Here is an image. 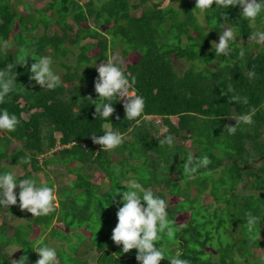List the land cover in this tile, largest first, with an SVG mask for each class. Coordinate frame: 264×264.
I'll use <instances>...</instances> for the list:
<instances>
[{"label": "trees", "instance_id": "trees-1", "mask_svg": "<svg viewBox=\"0 0 264 264\" xmlns=\"http://www.w3.org/2000/svg\"><path fill=\"white\" fill-rule=\"evenodd\" d=\"M17 1L25 3L21 13L12 7L11 0H0V70L7 77L16 74V85L0 108L15 114L19 120L15 131L0 130V172L13 171L18 181L32 178L38 184L56 187L59 206L44 216L28 213L20 224H0V236L5 237L0 247L20 246L14 260L27 256L26 264H35L39 258L34 249L41 246L40 241L57 249L60 264H92L83 259V251L94 247L99 255L95 264H139L135 259L136 249L123 253L122 245L111 239L120 198H111L109 192L103 191L93 181L96 174L101 173L108 180L110 189L116 186L125 191L123 180L135 178L145 188L155 189L161 198L164 195L159 190L166 189L185 199L192 194L196 198L213 187L214 171L221 168L222 173H231L228 179L234 185L231 192L234 200L221 201L220 198L229 197L209 191L213 199L209 204H202L210 214L203 219L204 225H214L211 229L216 231L227 223L233 228L238 217H243L245 225L248 222L255 226L258 238L253 253L256 255L264 246V166H243L264 157V44L254 38L253 24L241 18L242 9L239 6L223 9L213 4L206 13V21L200 23L198 9L192 8L195 0L193 4L182 0L181 10L160 2L161 6L156 0H140L146 3L143 8L130 0H110L102 5L93 0L85 5L82 0H51L40 9L29 1ZM91 18L95 26L89 24ZM16 20L18 31L14 32ZM52 23L55 27L49 34ZM255 24L264 28V11ZM230 26L237 29L236 38L243 36L246 43L238 46L234 41L226 56L216 55L212 42L218 43L219 32ZM8 42L16 44L10 52L4 47ZM17 46L22 47L21 51ZM72 46H78L77 58L75 63L68 64L64 59L72 52ZM119 47L123 58L119 66L129 79L135 77L133 87L145 98V109L137 124L127 119L123 98H114L111 102L116 111L106 126L96 114V106L109 102L98 100L94 90L96 67L105 63L110 52ZM41 56L52 58L54 70L58 67L64 70L58 73L61 82L54 89L40 88L29 79L31 64ZM25 59L27 62L23 64ZM176 61H184L188 67L178 69ZM250 71L255 72L254 78L249 77ZM250 110H255L254 122L240 123L234 133L230 132L228 126H236L233 116ZM154 117L161 118L163 127L152 122ZM109 130L121 132L123 142L116 149L104 151L101 145L93 143L91 135L99 136ZM128 132L130 135H126ZM169 135L173 137V144L161 143ZM179 135L182 138L190 135L196 145L195 155L189 154L177 141ZM18 141L22 147L17 146ZM201 147L202 156L198 155ZM189 157L194 166L204 157L210 163L187 175L186 181L190 177L195 181L189 192L181 187L175 194L177 182L171 183L174 182L171 173H181ZM26 158H30L28 163ZM72 162L80 165L70 167ZM53 165L67 168L64 175H73L74 183L62 179L61 173L55 183L47 172L48 169L55 172L50 168ZM39 175L46 179L39 180ZM244 176L251 179L244 186L252 191L249 194L237 189L239 182L246 181ZM186 181L181 182L186 185ZM14 191L18 194L19 188ZM69 204L77 208H69ZM227 210L231 213L229 218L223 215ZM4 211L7 215L21 216L19 201ZM167 211L177 231L179 226L170 215L171 208L167 207ZM57 215L66 231L54 227L55 224L50 228ZM93 218L102 222L98 234L85 229L83 234H72L76 227L85 223L90 226L87 221ZM190 220L191 215L187 223ZM6 226L12 234L6 235ZM183 226L180 231L186 232ZM206 234L207 237L205 232L190 230L187 240H182L178 233L168 240V235L161 233L156 242L165 254L161 264H169L178 253L189 264H237L234 259L237 254L230 245L219 253L217 260L213 258L214 247L206 246L210 230ZM51 238L55 241L51 242ZM176 240L183 242L182 250ZM197 243L201 250L189 251V246ZM201 251L209 255H201ZM12 261L6 256L0 257V264H12Z\"/></svg>", "mask_w": 264, "mask_h": 264}, {"label": "clouds", "instance_id": "clouds-1", "mask_svg": "<svg viewBox=\"0 0 264 264\" xmlns=\"http://www.w3.org/2000/svg\"><path fill=\"white\" fill-rule=\"evenodd\" d=\"M213 4L223 9L229 6H239L242 9L241 18L247 19L253 25L256 23V18L264 11V0H195V9H199L198 20L201 23L206 21V13ZM237 36V29L234 26L225 27L222 32H219L218 43L212 42L215 54L226 56ZM254 38L258 42H264V31L257 30L254 33ZM34 60L35 62L29 68L30 81H35L40 88H56L61 82V76L54 71L52 58L41 56ZM122 60V57L113 55L105 63L96 67L98 76L94 81V90L98 94V100L109 101L101 102L99 106H96V114L103 118L106 126L109 118L116 111L113 107L114 103L111 102L114 98H123V108L127 119L136 121L137 124L140 123L137 118L144 113L145 109V98L139 95L133 87L135 77L129 79L119 66ZM26 62L25 59L23 64ZM10 67L12 65H9ZM200 67L204 66L200 65ZM248 75L250 78H254L255 72L250 71ZM15 85L16 74L7 77L6 73L0 70V104L5 102V98L13 91ZM244 102L247 103L246 98ZM254 116L255 110L233 116L236 126H228L229 131L234 133L240 123L252 124ZM117 119H119L118 116ZM18 124L19 120L15 114L0 108V130L13 132ZM91 138L93 143L101 145L104 151L116 149L123 142V134L119 131L109 130L99 136L91 135ZM161 143L172 145L173 137L169 135ZM29 160L30 158H26L25 163H28ZM209 163L208 157H204L199 161V164L194 166L192 157H189L185 168L194 173L199 166H207ZM262 164L264 161L257 162V166ZM122 186L126 190L117 192L120 200L117 202L119 205L116 211L117 223L112 230L111 239L115 244L122 245L123 253L136 249L135 259L139 264H161L165 254L161 248L156 246V242L161 238V233H166L170 238L175 235L172 227L174 222L168 218V201L157 195L155 189L145 188L135 178H130ZM17 187L19 188L18 194L14 191ZM17 201H19L21 210H27L32 216L37 217L48 215L59 206L54 186L38 184L32 178L18 181L13 171L0 172V208L5 209L8 206L16 205ZM40 245L34 249L39 256L35 264H58L57 249L44 244L43 241H40ZM27 260V256H21L18 260H13L12 264H26ZM169 264H189V261L181 259L178 253L171 258Z\"/></svg>", "mask_w": 264, "mask_h": 264}, {"label": "rangeland", "instance_id": "rangeland-1", "mask_svg": "<svg viewBox=\"0 0 264 264\" xmlns=\"http://www.w3.org/2000/svg\"><path fill=\"white\" fill-rule=\"evenodd\" d=\"M11 1H12V7L15 10H17L19 13H21L22 9H24V7H23L25 5L24 1H17V0H11ZM25 1L31 2L32 6H34L36 9H40V8H44L46 6V4L48 2H50L51 0H25ZM88 1H90V0H82L81 3L83 5H85ZM93 1L96 4L102 5V4L108 3L110 0H93ZM130 1L132 3L133 2L140 3V5H142L141 8L146 6V3L140 2V0H130ZM181 1L182 0H164V2H163V0H156V3L160 4V2H161V4L163 6H167V5L171 4V5H174L177 9L181 10L182 9ZM190 3L193 4L194 1L190 0ZM192 8L194 11L196 10L194 7H192ZM83 9L86 12V8L83 7ZM133 11L135 12L134 8L131 9V12H133ZM198 11H199V9H198ZM36 15H38V14H36ZM198 21L201 23L200 20H198ZM89 24L95 26L94 18H91L89 20ZM14 26H15V28L13 30H14V32H17L18 31V21L17 20L14 22ZM54 27H55L54 23H52L50 25V29L48 32L49 34L53 32ZM253 27L255 29V32L257 30L264 31V28L261 26V24H254ZM41 28H42V25H40V29H38V31L41 32ZM105 38H107L108 41L111 42V39L109 37L105 36ZM80 43L82 44V41ZM235 43H236V45L240 46L241 44L246 43V39L243 36H240V37L236 38ZM262 43L264 44V42H262ZM4 47L7 49V51L10 52L14 49V47H16V44L14 42L13 43L8 42L5 44ZM21 48H22L21 46H17V49L20 51H21ZM71 48H72V52L68 55V58L64 59V61H66L68 64L75 63L76 58H77V53H78V46H72ZM23 50H24V47H23ZM88 50L90 52L91 49L88 48L87 52H88ZM19 53H21V52H19ZM113 55H118L121 57L122 48L119 47L115 51H111L109 58H111V56H113ZM175 65L180 70L186 69L188 67V63H185L184 61H176ZM54 71L57 74L58 73H64V70L60 69L59 67L55 68ZM175 120H176V118H174V121ZM152 122H154L155 125H157L158 127H163L159 117H154ZM126 135H130V133L128 132ZM57 144H59V143H57ZM185 144H186V147H188L191 144L190 149L192 150V152L194 151L195 148H193V147H195L196 145L194 144V142L192 140L190 142L189 141L187 142V140H186ZM17 146L22 147V143L20 141H18ZM56 149H58V148L56 147ZM198 150H199L198 155L202 156L204 153L203 147L199 148ZM216 155L218 157H221L220 153H216ZM223 155L224 154H222V156ZM261 161H264V157L259 159V162H261ZM230 163L231 162H229V164ZM79 165H80L79 162H72L70 164V167L74 168V167H77ZM262 165L264 166V164H262ZM262 165H259V167ZM254 166L258 167L257 163H254L252 161L243 167L248 168V167H254ZM50 168H53L54 171L56 172V173L55 172L53 173L52 169L47 170V172L49 173V177L52 180H54L55 183L57 182V179H60L57 177L58 174H60V173H61L60 177L62 179L70 180L72 183H74L73 175H70V174L64 175V172L66 174L67 168H65L63 165H53ZM190 173L191 172L185 168V165H184V168L181 171V173H179V172L177 173L178 176L176 175V173H171L170 178L174 181L171 183L177 182L176 185L174 186V189H177L178 191L176 190L177 192L175 194H177L180 191L181 187L186 192H189L191 186H195V181L191 177L189 178L188 181H186V178L188 177L187 175ZM209 173L210 172H208L207 174H209ZM228 174L231 175L230 172L222 173L221 168H218L216 171H214L213 187H210L209 190L205 192L206 194L204 192L201 194H198V197H196V198H194V194H192V195L186 197L185 199H181L180 196L169 193L166 189H163V190L160 189L159 191L163 193L165 200L168 201V207L171 208V214L170 215H172V217H174L175 224L177 226H179L177 231H176V226L174 224L172 225V227L174 229L175 234L178 233L179 236L182 238V240H187L190 237V230H192V232H194V233L205 232V237H207L206 232L208 230H210V234H208L209 240H208V243L206 244V246L207 247H211V246L214 247V254H213L214 257L213 258H215L216 260L219 258V253L221 251L227 249V246L230 245V249L233 251V253L237 254L236 257L234 258L235 262L237 264H264V258H263L264 257V246H262L259 249V251L256 255H255V253H253L254 249H255L254 246H256L255 240L258 238L257 232L254 229L255 226H250L248 224V222H246V225H245L242 222V221H244L243 217H238L239 219L237 220V223H236V225H234L233 228H231L229 226V224L227 223V225L225 224L226 226H223L222 229H219L218 231H216V230L211 229V228L214 229V225H212L211 227L204 225L203 219L206 217H210V214L206 210L207 208L202 206V204H209V203H211V201L213 199V197L211 196L209 191L213 190L218 195H220L222 197H229V198H220L221 201H224V200L233 201L234 200V199H232V196H231V192L234 189V185H233V182H231V180L229 181ZM203 175H205V174H203ZM176 176H177V178H176ZM244 177L246 178V181L239 182L237 189L239 192H242L243 194H247V193L249 194L252 191L249 189L248 190L245 189L244 186L247 184L248 181H251V179L248 176H244ZM38 178L41 181H44L46 179L41 175H39ZM166 178L169 179V173L166 175ZM93 181L98 183L100 185V187H102L103 191L106 190L105 192H109L111 194V198L114 197L113 194H116L117 192L119 193L120 191H122V189L117 188L116 186H114V189H110V183L108 182V180L106 178L102 177L101 173H97L96 176L93 178ZM126 181L127 180L124 179L123 183ZM181 181H186L185 182L186 185H183V182H181ZM118 182L121 183L119 179H118ZM55 189L57 192L56 187H55ZM102 189H101V191H102ZM69 191H71V189H68V192ZM118 193L115 196L120 198ZM64 200L65 201L67 200L66 199V193L64 194ZM240 201H242V200L240 199ZM105 202H104V204H105ZM78 205H79V207L82 206L80 204H78ZM230 205L233 206L234 203H230ZM182 206H184V207H182ZM68 207L73 208L74 206L69 204ZM74 208H77V207H74ZM183 208L186 209L187 211H181ZM56 209H58V207ZM212 212L214 213V211H212ZM232 212H234L236 214L235 211H232ZM4 213H5L4 209L2 211H0V224L8 225L9 223L10 224L22 223V220H23L22 218L24 216H26L29 212H27V210H21L20 209L19 213H21V216H19V217L17 215H7ZM218 214L220 215L221 213H218ZM190 215H191V220L187 223V221L190 218ZM223 215H224V217L229 218V215H231V213H230V211L228 212V210H227L226 212H224ZM59 219H60V216L57 215L56 218H54V220L52 221V227H50V228H53V225L55 224L54 227H57V228L59 227V228H62L64 231H66L63 224L60 223ZM87 222H89L90 226H87L85 223L84 225H81V227H76V229L72 230V234H74V235H79L81 233L83 234L82 229H85V231L92 233V234H95V233L98 234L97 231L100 229V224H102L100 219L93 218ZM213 223H215V222H213ZM181 225H184L183 227L187 228L186 232L180 231ZM5 233H6V235H10L13 232L10 231L6 226ZM165 235L167 236L166 233H165ZM169 239H171V238H169V236H168V240ZM4 240H5V237L1 238V236H0V245H1V243H4ZM50 240H51V242L55 241L53 238H51ZM176 243L181 244V246H182L183 242L180 240H176ZM18 248H20V246H17L15 244H11V245H9L7 247H3V248L0 247V255L6 256L10 260H14L16 258L15 255L18 253V250H19ZM183 248L184 247L182 246L180 250H182ZM191 248H196V250H198V251L201 250L199 247V243H197L196 246H189V251L192 250ZM15 250H17V251L12 253ZM166 250H168V249H166ZM198 254H199V252H198ZM200 254L204 255L206 257L209 255V254L205 253L204 251H201ZM205 254H207V255H205ZM83 256H84L83 259L87 263H92V264L97 263V259L99 257L98 253L96 252L95 247L92 249L84 250ZM58 264H60L59 260H58Z\"/></svg>", "mask_w": 264, "mask_h": 264}, {"label": "crops", "instance_id": "crops-1", "mask_svg": "<svg viewBox=\"0 0 264 264\" xmlns=\"http://www.w3.org/2000/svg\"><path fill=\"white\" fill-rule=\"evenodd\" d=\"M153 120V119H152ZM160 121H161V118H160ZM186 138H182L181 137V135H179L177 138H178V140L177 141H179V143L182 145V147L185 149H187L188 151H189V154H192V155H195L194 154V151L192 152V150L190 149V147H191V144L188 146V147H186V144H185V142H186V140H187V142L189 141H191L192 140V138L190 137V135H184ZM189 137V138H188ZM188 138V139H187ZM193 141V140H192ZM174 173H176V175L178 176V174H177V172L175 171Z\"/></svg>", "mask_w": 264, "mask_h": 264}]
</instances>
